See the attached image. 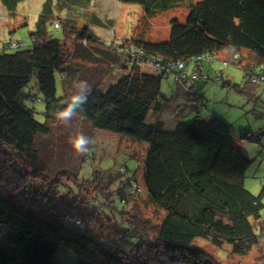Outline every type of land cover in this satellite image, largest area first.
Returning <instances> with one entry per match:
<instances>
[{"label":"trees","instance_id":"16d2710c","mask_svg":"<svg viewBox=\"0 0 264 264\" xmlns=\"http://www.w3.org/2000/svg\"><path fill=\"white\" fill-rule=\"evenodd\" d=\"M26 1L0 0L13 16ZM90 1L45 0L31 45L11 41L0 52V231L5 234L0 243V264H58L55 256L62 248L72 252L78 264H219L213 256L192 247L197 239L218 249L227 248L229 254L247 256L264 236V223L260 221L264 188L254 195L245 187L244 159L229 126L219 118L205 120L199 115L190 124L167 131L147 119L153 110L160 111L164 106L161 82L167 75L161 67L165 65L183 62L188 76L197 66L207 75L204 63L210 57L215 60L216 54L225 49L250 50L264 63V0L188 1L187 20L171 21L168 41L151 43L132 37L110 45L91 32L89 25L78 27V20L70 12L84 8L88 12L82 18L93 21L96 17L88 7ZM118 1L143 5L150 15L151 10L187 0ZM56 5L68 10L66 17L55 15ZM48 25L63 29L64 37L54 38ZM93 25L104 27L99 20ZM70 42L73 51L68 47ZM191 61L196 63L190 71L187 65ZM150 63L156 73L142 69ZM118 69L122 75L104 90L105 80ZM57 74L75 77L61 97ZM77 75L82 78L77 79ZM200 80L205 79L200 77L196 82ZM34 81L36 93L28 91ZM78 81H87L90 86L88 101L64 123L56 116L64 107L63 101L76 92ZM196 82L193 96L206 104ZM36 101L45 104L41 112L30 106ZM100 131L149 145L142 173L145 196L164 212L157 226L137 212L118 227L113 243L76 225L77 206H65L61 212L55 203L71 199L73 206L93 207L67 191L68 197L60 194L58 191L66 185L58 178L75 179L69 181L75 194L76 189H86L103 205L111 199L107 188L112 178L105 180L96 173L87 185L79 179L90 153L80 155L70 143L80 133L94 140ZM128 183L116 193L122 204H128V196H140L139 189L136 194L132 191L131 180ZM18 196L31 199L38 207L24 208L16 202ZM105 206L112 214V207L117 209L116 204ZM126 214L124 209L120 215ZM259 261L264 264V252Z\"/></svg>","mask_w":264,"mask_h":264},{"label":"rangeland","instance_id":"374dc122","mask_svg":"<svg viewBox=\"0 0 264 264\" xmlns=\"http://www.w3.org/2000/svg\"><path fill=\"white\" fill-rule=\"evenodd\" d=\"M188 1L190 3L192 1L198 2L202 0L179 1L174 6L163 10H157L155 12L151 10V14L148 15V11L143 5H126L118 0H92L88 3V7L96 17H92V20H99L104 25L102 28L96 27L98 24L94 26L93 21L86 22L82 18L83 14L87 13L88 10L86 12L84 8H75L70 12L78 20V27L82 28L86 24L89 25L91 32L99 34L107 45L113 42L119 44L132 37L136 40L160 43L170 39L171 21L173 19H178L182 23H185L187 20L189 14V8H187ZM44 3L45 0H28L23 2L19 5L17 14L13 16L0 2V52L11 41L21 42L25 46L31 45V34L36 29V24L42 13ZM67 11L63 10V8L61 9L58 5L54 8V13L57 17H66ZM48 30L54 38L62 39L64 37L63 29L55 30L50 25ZM68 47L73 51V42L68 43ZM229 50L233 49H225L216 54L215 60L204 63V70L209 77V81L200 80L196 82L195 86L199 96L203 98L206 104H201L193 95L186 98L184 104H180L176 101V98L181 92V84L176 81L174 76L169 77L167 75L161 82V96L164 106L160 111L153 110L149 114L147 122L171 131L179 123L190 124L199 115L205 120H211L214 117L223 120L229 126L230 134L234 137L237 148L244 159L241 166L245 169V187L254 195H258L264 188V137H262L260 142L259 140L256 141V137H259V134H256V132L264 127V99H259L257 96L264 97V82L260 85L257 95L256 92L246 90V86L250 82L246 79L244 80V72L239 68L241 66L244 68L256 66L259 60L254 52L241 49L242 65L236 61V65L240 67L236 65L232 66L225 62L229 59L227 58ZM195 63V61H191L187 65L190 71L194 68ZM142 69L148 73H156L153 66L150 65H143ZM121 75L122 70L118 69L111 77L105 80L102 88L104 90L109 89L111 85L117 82ZM228 76L232 77V85L224 83V81L230 80ZM221 77H223L224 81L221 80ZM74 78L71 75L66 78H63L60 74L56 75L59 97L63 96L70 89L72 86L71 82ZM81 78L82 76L79 77L77 75V79ZM30 90L34 91V93L38 91L35 81L28 89V91ZM182 92H184L183 88ZM259 100H262V103ZM30 106L36 108L39 112L45 108V104L41 101H36L30 104ZM37 118L40 120L43 119L40 115ZM91 142V145H89L90 150L88 151L90 155L87 163L80 172L79 179L85 181L86 184L88 180H94L96 173L101 174L105 180L112 178L111 180L113 181H111L112 183L107 188V194L110 193L108 196L111 199L107 200L105 198V202H102L108 206H115L116 204L117 209L112 207L114 211L112 214V211L108 210L105 205L99 203L101 200L98 201V199L91 196L86 189L80 192L76 189L75 192L78 195L75 194L69 187V181L73 182L75 179L70 180L69 178H58L66 185L63 187L64 190L60 189L58 192L66 196L65 191H67L71 197L83 198L85 203H90L93 207L88 205L87 208L85 206H79V204L73 206L72 200L68 199L65 201L56 200L55 203L58 204V209L64 212L65 206L67 209L77 206L78 213L76 214L78 218L79 216L82 217L79 218L81 220L80 228L88 230L95 237L109 241V243H113L118 227L126 224L129 217L136 215L137 212H141L151 224L157 226L164 216V212L154 207L147 199L142 180L145 153L149 150V145L109 131L98 132ZM225 167H228V164ZM220 168L222 169V166ZM229 168H227V172L230 171ZM234 169L232 167V170ZM128 180H131L133 183L132 191L134 194L139 189L140 192L137 194L140 196H128L126 198L128 204H122L118 200L119 197L116 193L120 189V186H125V183H128ZM129 186H131V183ZM15 200L24 208L29 207L35 209L38 207L31 199L29 200L25 197L18 196L15 197ZM112 200L113 205L111 204ZM96 206L98 208H95ZM124 209L127 211V214L120 215ZM117 211L121 212L119 213ZM106 214L111 216L112 220ZM260 221L264 223V210ZM257 232L258 234L260 233L258 229ZM4 236V230H1L0 243L4 240ZM192 247L205 251L207 254L213 256L219 264H261L259 259L261 253L264 252V236H261L260 245L256 246L245 257L229 254L227 248L218 249L210 242L202 239L195 240ZM55 259L58 264H78L79 262L78 258L72 252L64 248L60 249ZM133 263L139 264V262Z\"/></svg>","mask_w":264,"mask_h":264},{"label":"clouds","instance_id":"9594fccd","mask_svg":"<svg viewBox=\"0 0 264 264\" xmlns=\"http://www.w3.org/2000/svg\"><path fill=\"white\" fill-rule=\"evenodd\" d=\"M76 89L69 99L63 101L64 107L57 113L56 118L64 123L71 121L88 101L90 86L87 81H78ZM70 143L76 153L84 155L90 150L91 138L80 133L72 138Z\"/></svg>","mask_w":264,"mask_h":264},{"label":"built area","instance_id":"2783aa9c","mask_svg":"<svg viewBox=\"0 0 264 264\" xmlns=\"http://www.w3.org/2000/svg\"><path fill=\"white\" fill-rule=\"evenodd\" d=\"M56 27H58V25H55ZM17 45H13V47H16ZM213 58L210 57L208 58V61H212ZM151 66V63L149 64ZM199 66L202 68L203 65L200 63ZM178 71V73L176 74V79L179 81V83L181 85H184L185 88H187L188 92L191 95L195 94V89H194V83L200 78L203 77V79L208 80L209 77L205 74H202L200 71V68L195 67L194 69V73L192 74V76H188L187 75V71H186V66L183 62H178L172 65H165L163 68L161 67V72L165 73L168 76L174 75V72ZM160 74V73H159ZM161 75V74H160ZM256 75V76H255ZM255 75H250L249 76V80L252 82H264V70L256 73ZM83 223V221H82ZM76 224L78 226H81V220H79V218L76 220Z\"/></svg>","mask_w":264,"mask_h":264},{"label":"crops","instance_id":"0c3cea01","mask_svg":"<svg viewBox=\"0 0 264 264\" xmlns=\"http://www.w3.org/2000/svg\"><path fill=\"white\" fill-rule=\"evenodd\" d=\"M227 55H228L227 58H229V59L227 61H225L226 63L231 64L233 66V65H236L235 62L238 61L239 64L242 65L243 62H242V57H241V52L240 51L229 50ZM237 67H240V66L238 65ZM239 69L242 72H244V77H245L244 80L246 79V80H248V82H250L249 85L246 86L247 87L246 90H250V92H256V95H257L259 87H260V85H262V82H256V84H253L252 81H250L249 79L246 78V75L248 73H249V75H252L253 72L258 73V72L264 70V63H261L260 61H258V64L256 66H249V67H246V68L241 66ZM253 75H255V74H253ZM229 77H230V80H228V81L231 82L232 81V77L228 76V79H229ZM180 86H181V92H180V94H178V96L176 98V101H178L180 104H184L186 98L190 97L191 95L188 94L186 88L183 85H180ZM182 88L184 89V92H182ZM257 98L264 99L263 96L262 97L261 96H257ZM257 98H256V100H257ZM259 102L262 103V100H259ZM261 117H262V115H261ZM256 134H259L258 135L259 137H256V141L259 140V142H260L262 140V137H264V127L259 129V131L256 132Z\"/></svg>","mask_w":264,"mask_h":264}]
</instances>
